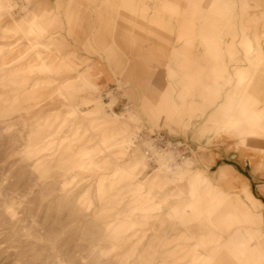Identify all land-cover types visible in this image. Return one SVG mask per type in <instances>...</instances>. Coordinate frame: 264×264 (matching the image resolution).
<instances>
[{"label":"rangeland","instance_id":"374dc122","mask_svg":"<svg viewBox=\"0 0 264 264\" xmlns=\"http://www.w3.org/2000/svg\"><path fill=\"white\" fill-rule=\"evenodd\" d=\"M263 30L264 0H0V264H264V143L218 124L249 77L264 118Z\"/></svg>","mask_w":264,"mask_h":264},{"label":"crops","instance_id":"0c3cea01","mask_svg":"<svg viewBox=\"0 0 264 264\" xmlns=\"http://www.w3.org/2000/svg\"><path fill=\"white\" fill-rule=\"evenodd\" d=\"M262 34L264 35V30L262 31ZM251 82L252 78L249 77V79L241 87L238 88L237 92H239V95L227 96V98L225 99V104L223 106L226 113L220 116L219 123L218 121H216V123L220 124L221 128L227 129L231 122L236 121V124H241L239 131L235 133L236 139H238L240 142L252 141L264 143V118H261L260 115L255 114L254 112L250 114L249 109H245L242 107L243 101L245 100V97L248 94L247 91L250 87ZM164 102L169 103V101L166 100ZM224 167L230 168L232 172L229 173L219 168V179L223 183H231L232 176L235 172L230 166ZM235 174L237 175V173ZM237 176L245 181V179H243L239 175ZM249 183L252 187L251 184H254L255 182L251 179ZM253 186L254 188H256L260 187L261 185ZM243 193L251 201L252 204H260L247 190Z\"/></svg>","mask_w":264,"mask_h":264},{"label":"built area","instance_id":"2783aa9c","mask_svg":"<svg viewBox=\"0 0 264 264\" xmlns=\"http://www.w3.org/2000/svg\"><path fill=\"white\" fill-rule=\"evenodd\" d=\"M127 109V107L125 108ZM137 139L142 140L144 137L142 135H137ZM150 146L143 148V152L147 158L148 165L151 166L156 163L155 161V154L156 153H162L168 148V145L170 144L168 138L166 135L162 133H155L150 135ZM176 157L180 160L184 159L185 153H176Z\"/></svg>","mask_w":264,"mask_h":264},{"label":"bare ground","instance_id":"6f19581e","mask_svg":"<svg viewBox=\"0 0 264 264\" xmlns=\"http://www.w3.org/2000/svg\"><path fill=\"white\" fill-rule=\"evenodd\" d=\"M138 136L136 135V138H137ZM135 139V137L132 139V143H134V140ZM150 146V144H148V146H146V147H149ZM143 152V151H142ZM164 152H162L161 154L160 153H156L155 154V161L156 162H158V160L162 157V154H163ZM143 154V156H144V159H145V161H146V166L147 167H149L150 168V166L148 165V160H147V158H146V156H145V154H144V152L142 153Z\"/></svg>","mask_w":264,"mask_h":264}]
</instances>
